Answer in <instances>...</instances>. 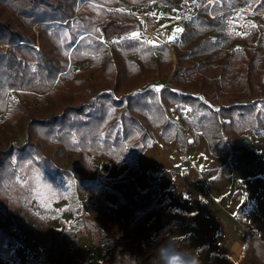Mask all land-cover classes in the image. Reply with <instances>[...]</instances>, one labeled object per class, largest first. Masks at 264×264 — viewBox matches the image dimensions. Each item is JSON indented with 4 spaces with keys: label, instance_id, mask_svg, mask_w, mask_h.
Here are the masks:
<instances>
[{
    "label": "trees",
    "instance_id": "1",
    "mask_svg": "<svg viewBox=\"0 0 264 264\" xmlns=\"http://www.w3.org/2000/svg\"><path fill=\"white\" fill-rule=\"evenodd\" d=\"M145 2L179 10L183 0H0V112L6 109L0 131L20 122L26 126L24 145L0 150L2 263L19 264L12 250L20 235L45 246L28 210L33 194L18 180L20 168L58 189V177L71 178L65 156L77 157V174L94 172L92 159L101 156L126 164L122 176L101 186L117 200L114 212L87 211L82 220L94 239L106 236L111 254L101 264H153L156 248L171 239L166 231L190 225L167 208L155 175L147 173L144 191L132 178L138 172L132 162L154 142V131L182 147L170 117L193 136L201 133L209 153L219 157L228 145L240 144L243 132L258 134L264 128V26L245 36L229 31L235 12L261 15L264 0H214L202 6L168 44L175 62L164 45L121 35L124 23L138 20L112 8ZM146 28L150 31L151 24ZM84 62L90 65L71 71ZM156 80L167 85L160 92L144 89ZM10 91L19 105L8 98ZM87 184L97 183L76 186ZM254 238L246 237L237 262L216 253L207 258L206 247L199 255L203 264H264L251 246ZM34 262L80 264L65 250L55 258L42 251Z\"/></svg>",
    "mask_w": 264,
    "mask_h": 264
},
{
    "label": "rangeland",
    "instance_id": "2",
    "mask_svg": "<svg viewBox=\"0 0 264 264\" xmlns=\"http://www.w3.org/2000/svg\"><path fill=\"white\" fill-rule=\"evenodd\" d=\"M206 4L212 6L214 0H183L179 10L167 7L160 2H145L136 6L120 3L112 10L133 13L137 17L136 23L122 25L121 35L134 36L136 34L134 37H140L150 43L165 44L170 50L168 44L179 37L184 22ZM250 14L247 9H241L233 14L229 22V31L232 35L245 36L251 28H256L260 24L264 26V13L258 16ZM148 23L152 27L151 34L146 28ZM178 28L181 31L177 32ZM171 54L175 62L174 53ZM89 65V62H84L73 66L71 71L76 72ZM166 85V81L156 80L146 85L144 89L157 90ZM8 98L14 100L17 105L20 104L14 91L8 92ZM5 113L6 109L0 112V120ZM158 134L159 131H154V135ZM241 136L242 139L238 146L228 145L225 154L219 156L223 163L231 166L234 176V195L229 203V210L240 221L244 228L243 232L247 231L252 238L257 235L260 239H264V128L258 134L245 131ZM25 143L26 126L24 122L0 131V150L11 146L20 147ZM97 158H93L92 161ZM64 160V167L71 173V178L58 177L56 179L58 189H55L44 178L30 172L26 167L20 168L18 172L19 183L33 194L28 210L30 216L37 219V229L43 234L42 240L45 246L43 249L39 247L40 252L45 251L55 258L59 250H65L71 253L80 264H101L102 260L111 254L109 245L104 242L106 236H101L99 240L94 239L92 232L83 222L82 216L87 211L114 212L113 200L110 198L107 200V193L105 195L104 191H101L103 182L110 178H104L101 172L97 171L98 160L93 162L96 165L95 171L88 172V174L75 172L74 164L77 157L74 154L65 156ZM132 164L135 165V160ZM82 179H86L85 182L90 184L95 180L97 184L81 189L76 184ZM149 219L150 216L146 220L149 221ZM32 222L30 220L29 224L32 225ZM248 233L245 232L244 236H248ZM243 243L244 241L241 246ZM212 253L215 252L208 250L207 258ZM216 254L225 255L219 252ZM35 258L30 253L28 256L30 264L35 263Z\"/></svg>",
    "mask_w": 264,
    "mask_h": 264
},
{
    "label": "crops",
    "instance_id": "3",
    "mask_svg": "<svg viewBox=\"0 0 264 264\" xmlns=\"http://www.w3.org/2000/svg\"><path fill=\"white\" fill-rule=\"evenodd\" d=\"M154 138L151 146L135 159L138 172L132 178L136 187L144 191L149 186L147 173L155 175L159 195L166 200L167 208L190 221V225L170 228L166 235L178 242L180 250L206 247L209 251L224 253L236 262L243 251L242 242L246 237H252L247 231L248 236H244L240 221L229 210L234 195L231 166L223 163L221 157L209 153L201 133L195 134V144L187 148L186 155L182 152L183 146L165 142L160 134L154 135ZM95 160L99 161V165L94 167L104 178H118L127 169L126 164L114 163L103 156L93 162ZM82 173L88 174L87 171ZM88 186L85 185L86 188ZM104 193L106 195L107 192ZM108 198L116 206L117 200L107 194ZM12 253L19 264H28L30 253L36 257L41 252L35 241L20 235L18 247Z\"/></svg>",
    "mask_w": 264,
    "mask_h": 264
},
{
    "label": "clouds",
    "instance_id": "4",
    "mask_svg": "<svg viewBox=\"0 0 264 264\" xmlns=\"http://www.w3.org/2000/svg\"><path fill=\"white\" fill-rule=\"evenodd\" d=\"M250 241L256 256L264 259V240L255 235ZM199 252V248L180 250L173 239H167L156 248L153 264H203Z\"/></svg>",
    "mask_w": 264,
    "mask_h": 264
},
{
    "label": "built area",
    "instance_id": "5",
    "mask_svg": "<svg viewBox=\"0 0 264 264\" xmlns=\"http://www.w3.org/2000/svg\"><path fill=\"white\" fill-rule=\"evenodd\" d=\"M170 121L175 124V126L177 127V129H178V131H179V133L181 135V138L183 140V147H184L182 152H183L184 155H186L187 148L192 147L195 144L194 136L189 133L187 128H180L177 125V123H175L171 119H170Z\"/></svg>",
    "mask_w": 264,
    "mask_h": 264
},
{
    "label": "snow or ice",
    "instance_id": "6",
    "mask_svg": "<svg viewBox=\"0 0 264 264\" xmlns=\"http://www.w3.org/2000/svg\"><path fill=\"white\" fill-rule=\"evenodd\" d=\"M179 31H181V29L178 28V29H177V32H179ZM135 35H136V34H134V36H135ZM157 91H159V89H157Z\"/></svg>",
    "mask_w": 264,
    "mask_h": 264
},
{
    "label": "water",
    "instance_id": "7",
    "mask_svg": "<svg viewBox=\"0 0 264 264\" xmlns=\"http://www.w3.org/2000/svg\"><path fill=\"white\" fill-rule=\"evenodd\" d=\"M162 45H164V46H166L165 44H162ZM167 47V46H166ZM171 50V49H170ZM171 53H172V51H171ZM164 87V86H163Z\"/></svg>",
    "mask_w": 264,
    "mask_h": 264
}]
</instances>
